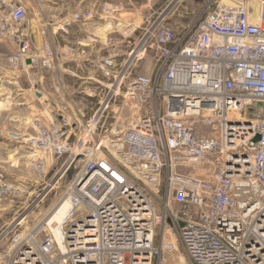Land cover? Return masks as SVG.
<instances>
[{
    "label": "built area",
    "instance_id": "obj_1",
    "mask_svg": "<svg viewBox=\"0 0 264 264\" xmlns=\"http://www.w3.org/2000/svg\"><path fill=\"white\" fill-rule=\"evenodd\" d=\"M29 16L18 0H0V43L15 45L12 67L50 68L52 43L37 46ZM150 52L148 73L134 72ZM127 56L100 58L108 92L88 118L73 124L61 114L47 124L36 119L31 135L10 133L38 180L66 158L51 189L76 171L50 217L14 237L12 264H169L171 233L191 264H264V0H204L180 31L160 14ZM119 98L135 105L134 119L117 140L98 137ZM74 128L81 131L72 142ZM20 193L0 171V202ZM68 200L86 211L58 224L54 243L46 226Z\"/></svg>",
    "mask_w": 264,
    "mask_h": 264
},
{
    "label": "rangeland",
    "instance_id": "obj_2",
    "mask_svg": "<svg viewBox=\"0 0 264 264\" xmlns=\"http://www.w3.org/2000/svg\"><path fill=\"white\" fill-rule=\"evenodd\" d=\"M20 1L29 8V26L36 29L38 47L42 48L45 42L38 29L47 30L46 39L52 43L54 62L50 68L34 65L19 69L9 64L11 77L0 81V171L21 190L20 195L0 202V264H12L14 237L25 236L50 217L76 173L71 168L60 177L57 187L51 189L47 184L61 175L57 173L58 168L66 158L55 163L45 181L38 180L28 165V152L23 144L9 138L10 133L19 131L31 135L36 119L47 124L64 114L74 124L77 119L91 116L108 92L109 79L98 69L100 58L119 54L120 59L126 60L128 50L149 21L164 14L166 23L180 31L195 22L204 3V0ZM106 6L114 11H104ZM82 12H91L93 18L86 22L74 21L73 15ZM108 21L123 25L118 28L114 24V32L107 33L105 39L99 38L97 29ZM62 26L64 30L59 29ZM146 58L136 62L134 72L148 73L153 52ZM123 101L117 100L115 118H111V111L103 118L98 137L117 140L129 127L136 109L133 103ZM74 131L72 142L81 128ZM36 199L38 204L31 205ZM160 237L158 231L157 244ZM164 244L167 245L164 257L169 264H191L174 233L166 237Z\"/></svg>",
    "mask_w": 264,
    "mask_h": 264
},
{
    "label": "bare ground",
    "instance_id": "obj_3",
    "mask_svg": "<svg viewBox=\"0 0 264 264\" xmlns=\"http://www.w3.org/2000/svg\"><path fill=\"white\" fill-rule=\"evenodd\" d=\"M114 24L115 23H113L112 21H108L105 25L99 27L96 31L98 37L105 39L107 37V33L114 32V27L116 25V24L115 25ZM122 25H123L122 23H118L116 25V27L121 28ZM2 104H5V103L3 102V103H1V105ZM136 113H137V111H135V114ZM52 185L54 187V183H52ZM71 205H72L71 202L68 200L63 205H61L59 208H57V210L54 212L53 216L51 217L49 225L46 226L47 229L51 230L54 233V238H53L54 243L59 242V229H58L57 225L59 224L61 226H65V227L70 226L72 223H74L77 220V217L79 215L84 214L86 211L85 207L83 205H80L76 208H71ZM21 237L22 236H20V238ZM58 253H59V250L57 248H55L52 251V255H54V256L57 255Z\"/></svg>",
    "mask_w": 264,
    "mask_h": 264
},
{
    "label": "crops",
    "instance_id": "obj_4",
    "mask_svg": "<svg viewBox=\"0 0 264 264\" xmlns=\"http://www.w3.org/2000/svg\"><path fill=\"white\" fill-rule=\"evenodd\" d=\"M18 1L23 3L20 0H18ZM38 30H39L38 32L41 34V31L43 30V27H40ZM29 32H30V34L32 36V39L37 44L36 29L32 28V26H29ZM40 36H41V40L42 41L46 40L45 36H43V35H40ZM14 49H15V45L12 44V43H8V42H6V43L5 42H1L0 43V81H2L3 78H5V79L9 78L12 75L10 73L11 70L8 69V66H9L8 57L14 51ZM6 82H9V81H6Z\"/></svg>",
    "mask_w": 264,
    "mask_h": 264
},
{
    "label": "water",
    "instance_id": "obj_5",
    "mask_svg": "<svg viewBox=\"0 0 264 264\" xmlns=\"http://www.w3.org/2000/svg\"><path fill=\"white\" fill-rule=\"evenodd\" d=\"M28 62H30V61H28ZM259 137H257V139H258ZM180 225L182 226L183 225V223L182 222H180Z\"/></svg>",
    "mask_w": 264,
    "mask_h": 264
}]
</instances>
